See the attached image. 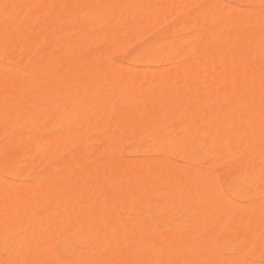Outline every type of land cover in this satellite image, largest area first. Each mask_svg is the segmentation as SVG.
Listing matches in <instances>:
<instances>
[{"label":"bare ground","instance_id":"obj_1","mask_svg":"<svg viewBox=\"0 0 264 264\" xmlns=\"http://www.w3.org/2000/svg\"><path fill=\"white\" fill-rule=\"evenodd\" d=\"M170 1L172 2V0H169V1L166 0V2H165V0H0V6H1V10L3 11V13L10 14L11 17L14 18L13 19L14 21L12 20L13 22H11V24H9L7 27L8 33L7 34L5 33L6 35H2L0 33V57H2L6 62H16V63L17 62L18 63L19 62H27L31 68V69L29 68V70H33V73L36 77H39V79H40V77H42V78L47 79L48 81L50 80V82H51L50 85L48 87L46 86L45 89L42 87V89L40 90L38 88H41V86L38 87L37 89L39 90V96H37L36 94L38 92H36V90L33 87L34 82L31 83L32 81H30L29 77L23 73L24 70H22L23 72H21V71H19V70H21L20 68H17V67L14 68V66H12V65L7 66L5 64L0 63V134L5 132L6 130H8L7 127L10 129L14 124L18 123L19 120H21V121L23 120L22 122H24V123H26V122L28 123V121H30L31 123H34V124H37V122L39 123V120L43 116L46 115V117H47V115H53V114H51V113H53L51 111H54V109H55L53 107V105L56 106V103L59 102L61 106L62 105L64 106L63 109H65V111L68 113V115H65V112H64V116L69 117L68 123L71 124L70 127H68L69 130H67V132L63 131L64 132L63 134L59 135V133H58V134H56V136H54L55 134L53 133V136H48V135H46L47 133H45L47 130L44 132V131H40L39 129H37L35 131L32 130L33 131L32 133H27V131H28L27 130L26 132H23V138L21 137L23 139L22 143H28L29 146H32L34 148L45 147V145L48 146L49 151L47 150V152L53 153L52 154V156H53L54 153L60 152L61 148L63 147V144L66 143L68 140L72 141L74 138H77L78 136H81L85 133L90 134V132H88L87 130L90 127H92L93 124H95L94 128H96L97 126L100 125L102 128L106 129L105 130L106 135H104V138H102L101 143L103 141L105 143H107L106 141L109 139L108 137H110L109 134H115L117 132L123 134V131L119 132L120 130H122L123 127H130V129H132L136 133L141 132V133H138L139 135L144 133V132L146 133L147 131L149 132V130H150V132H149V134L147 133V135H150L151 131L152 132L155 131V133L157 134V137H158V135L160 136V133L165 128L166 124L163 123L164 128H163V126H161L162 131L160 133H159L158 129L157 130H155V129L160 127L161 123L163 122V120L165 119L167 114L170 112V115H169V118H170V116H172L171 114H173V113L175 114L176 111H180L181 112V113L179 112L180 116L178 115V113H177V115L180 117V119H181V115L183 116V118L181 119L183 122L182 127H184V130L186 131V135H184V137H186V136L189 137V144H190V138H192L196 135H201V136L203 135L204 138L207 137V138H210L212 140L214 145L211 144V146L215 147V149L212 148L213 153L216 150V153H221L224 157H225V155H228V157H229L230 154L233 153L239 157V162L251 161V163H252L253 161H255V159L260 158L263 161V163H262V165L260 164L261 166H259V164H258V166H257L258 168L254 172H255V174H260V176L261 175L263 176L264 175V87H263V84H264V67H262L263 64H261V66H260L257 64H252L249 61V58L252 54V51L253 50L256 51V48L261 43L264 44V35H263L264 31L263 30L260 31V29H262V28H260V26L262 23H264V9H262L263 7L262 8L259 7L262 0H245L246 2L250 3L251 8L244 10V11H238L237 7H235L236 8V10H235V9H233L234 6L233 7L227 6V8H226L224 6L226 4H221L220 5L221 7H222V5L225 7V9H223L218 5V2H220V0L219 1L217 0V3H216V1H214V3L212 1L213 4L210 3V4L204 5L202 7V12L200 14L198 13L199 17H197V18L194 17V20H195L194 23L198 27L196 29L199 30V32H197L198 33V39H197V41L195 40L196 42L193 43L194 45L188 44V45H191V48H189L188 51H182V49H181V51H180V49L178 51L180 43H179V46L177 47L176 44L178 43V39H179L178 35H177L176 36L177 40H172L169 42L167 40V44H165V45L159 44L158 42H160V41H158L157 44L154 42L149 43L148 45H146L147 47L145 48L144 51H141L139 53H135L134 56H132V58L134 60L131 59L130 61H134L135 63H136V61H137V63H138V61L140 63L145 62L147 64H153V63L161 61V60H163V61L167 60L168 61V59L170 60L171 58H180V59L184 58L185 62L183 60H181V62L184 63L183 65L178 61L179 62L178 65L181 64V65H179L181 68H179L178 65H177L178 68L175 67L176 65H173V67L171 69H168L169 67L166 68V70L168 72L165 70L166 75L164 76V79H162V82H160V80H161L160 79L159 81H157V83L156 82L153 83L155 85V87L152 86L153 89L157 90L156 88L164 87V84H166L165 87H167V84L169 83L170 85L168 86V88L174 92V93L172 92V94H173L172 99H171V96H169V94L167 92H164V95H165V93H167L168 96H166V95L165 96L168 98H166L165 96H161L163 91L160 95L157 93V91H156V93L154 91V93H151V94L146 92L145 91L146 85L149 83V85L147 87H151V85H150L151 83L150 82H147V83L143 82L142 83V81L141 82L140 81L135 82V80H133V78H132V75L135 71L134 66L128 65V67H126V65H125L126 68L124 67L125 69L123 70V67H122L123 65L119 66V64H117L115 62L114 64H117L119 66V68H118V66L116 67V65H114L115 67L113 68L112 62H111V64L109 62L110 59L108 61L107 57L105 58V57H102L100 55L96 56L97 54L92 55L93 52L98 53L95 51H91L92 54H90L88 49H83L80 47V45L83 42L81 41V44H80V40H77V39H76V41H79V43L74 41V42H76L75 44H72V45L69 44V46L67 45L68 48H65L66 50L64 52H62V50H61L60 52H62V53L59 54V52L55 50L56 52H58L57 55L52 54L51 52H48V53L45 52L46 54L42 55L41 57L39 56V58L38 57L34 58V57H31L26 52L27 51L26 49H28V47L31 44H35V43L40 42V41H44L45 42L44 44L47 43L49 46L56 44L60 38H59L56 30H55V32L52 30V27L55 24V21H56V23H58L57 21L61 20L62 18L69 17L72 15L74 16V11H75L77 6H81V8L83 6L85 8L84 13H87L86 16L87 17L89 16V19L92 20V23H93L94 19L97 22L100 21V23H102L104 26H102L100 24L99 27L105 28V29L103 28L104 32H100V33L101 34L105 33L104 36L105 37L107 36V39H109L108 37H110V39L111 38L114 39V43L115 42L120 43V46H118V47H120L122 49L124 43L125 44H126V42L130 43L129 40H131L130 36L127 37L129 34L128 35L126 34V36H124L125 33H123V34L121 33V32H123L122 28H120L122 20H124L125 17L126 18L127 17L133 18L134 22H132V24H130V25L132 26L134 24V26L136 28H139V29H137L138 30L137 32L139 33L140 28H143V26H145V23L149 24L150 27H151V25H152V27H153V25H154V27L158 26L159 24H161V22H160L161 16H162V20H163V17L165 14H167L168 12L170 13L172 11H174V12L179 11V9L177 10L178 7L180 8V6H183V4H187V3H184L183 1L189 2L190 0H183L182 1L183 3H181V5L178 3V1H180V0H176L175 2L173 0L174 3L177 2L176 4H174L173 2L169 3ZM203 1H205V0H203ZM162 2L164 4H162ZM191 2L197 3V0H195V1L191 0L189 2L190 4L189 3L188 4L193 5V4H191ZM221 2H225V1H221ZM188 4L186 6H189ZM28 5L34 6V8L29 7V8H31V10L35 9L34 14L36 17V21L31 26H28V25L26 26V25L22 24V22L20 21L21 18L24 17L22 15H25L23 13H25V10L28 7ZM168 5H170V7H171V5H173L171 7L173 9H171V8L169 9ZM189 7H187V8H189ZM29 8H27L26 11H28L30 13L29 15H31L33 10L31 11ZM238 8H239V6H238ZM83 9H82V11H83ZM1 10H0V12H1ZM166 10L168 11L167 13H166ZM183 10H184V8H183ZM185 10H186V7H185ZM76 11H77V9H76ZM80 11H81V9H80ZM192 11H193V8H192ZM177 13L178 12H176V14ZM76 14H78V12H76ZM184 14H185V12L183 13V15ZM83 15H85V14H83ZM140 16H142V18L144 16V18L141 20ZM218 16H220L221 19L216 24V26L217 25L219 26V24H220V30H221V25L228 26L230 28V29H227V30H230V31H228L229 33L226 30L227 37L224 39L217 38V36L215 34V31L217 28H216V26H213L211 23L212 20ZM138 18H140V19H138ZM156 18H158V19H156ZM190 18H192V17H190ZM71 19H72V17H71ZM95 20H94V22H96ZM156 20H158L157 21L158 24H157ZM142 21L144 22V24ZM147 21L149 23H147ZM65 22H66V20H65ZM67 22H66V24H67ZM77 22H79V21H77ZM154 22H156L155 24H157V25H155ZM60 23H58V25ZM63 23L64 22H62V24ZM92 23L90 24V26L94 24V23L93 24ZM214 23H216V22H214ZM249 24L253 25V27H251V28L248 27ZM259 24H260V26L258 27ZM6 25H7V23H6ZM84 25H85V23H84ZM86 25H87V23H86ZM224 26H223V29L225 28ZM78 27H82V26H78ZM78 27L76 25L74 30H76ZM85 27L86 26H84V28ZM146 27L149 28L148 25H146L144 28H146ZM3 28H4V26H3ZM86 28H88V27H86ZM148 28H146V29H148ZM169 28H171V27H169ZM58 29H60V28L58 27ZM70 29H71V27H70ZM79 29H81V28H79ZM79 29H77V31ZM165 29H164V31H165ZM0 30H2V29H0ZM150 30H152V29H150ZM67 31L70 32V30H68V29H67ZM135 31H136V29H135ZM141 32H143V30H141ZM141 32H140V34L137 33L138 36H140L142 34ZM146 32H148V30ZM223 32L225 33V30ZM74 33L76 34L77 32L75 31ZM143 33L146 34L145 32H143ZM84 34H85V32H84ZM137 34L135 36H137ZM194 34H196V33H194ZM194 34H192V35H194ZM67 35L69 36L68 32H67ZM78 35H82V34L80 33ZM78 35H76V36H78ZM85 35H87V32ZM94 35L92 33L91 38ZM135 36L132 35L131 37H135ZM63 38H64V36H63ZM88 38H89V34H88ZM136 38L137 37H135L134 40ZM172 38L173 37H171V39ZM182 39H183V36H182ZM85 40H86V38H85ZM88 40H90V39H88ZM148 40H150V38ZM181 40H180V42H181ZM236 40H238V41H236ZM63 41H64V39L62 40V42ZM165 41H166V39H165ZM187 41H188V38H187ZM232 41H236V42L234 43ZM110 43H112V41ZM63 44H64V42H63ZM142 46L143 45H141L140 49L142 48ZM261 46H262V44H261ZM87 47H89V46L87 45ZM118 47H116V48H118ZM125 47H126V45H125ZM185 47H183V49ZM260 48L261 47L259 46V51H260ZM46 49H47V47H46ZM262 50H263V48H262ZM29 51H30V48H29ZM49 51H51V50H49ZM119 51L117 49V52H119ZM135 51H137V50H135ZM104 52L105 51H103L102 53L106 54ZM106 52H109L108 49ZM163 53H165L167 55L163 56ZM99 54H100V52H99ZM113 54L116 55L115 53H113ZM132 55H133V53H132ZM255 55L258 56L257 53H255L254 56ZM259 56L261 57L262 55L259 54ZM172 60H174V59H172ZM27 63H26V66H27ZM202 65H204V66L206 65L207 70L201 72V70H199V68L202 67ZM9 67H12V69H10ZM121 67H122V71L120 69ZM144 67L142 69L146 68V67L145 68ZM132 68H134L133 72H132ZM147 68L145 70L141 71V67H140V71H139V66H138V68L136 70H138L139 72H147V73L153 72V68L152 69H151V67H150V69L149 68L147 69ZM6 69H9V71ZM117 70L120 71V73ZM127 71H131V72H129V73H131V75ZM30 72H27V73H30ZM123 72L124 73L127 72V74H129V75H127V74L125 75ZM135 73L137 74L138 72L135 71ZM166 77L168 78L169 82H167L168 80H165V79H167ZM193 79L195 81L198 80V82L196 81V83H193ZM37 81H38V79H37ZM165 81H166V83H165ZM155 83L157 84L158 87L156 86ZM48 84H49V82H48ZM36 86H35V88H36ZM62 87L64 90L62 89ZM65 87L67 89L69 88L68 90H70V88L74 89V92L72 91V93H71V95H72L71 98H70V92L71 91H68ZM119 89L122 92H124V94H126V96L128 95V97L131 98L129 101L132 102V104H131L132 106L131 107L129 106L130 108L127 107L128 109L125 108L126 110L124 112L122 110L123 113H120L119 115L114 114L113 118L109 119L107 117L109 116V114L111 112L109 111L110 106L108 107V105L110 104V100H112V99H111V97H109L110 100L108 99V92H112V95L110 94L112 97H113V93H114V96L121 95L122 98L125 99L126 96L124 94H121L122 92L119 91ZM150 89H148V91H150ZM66 91L69 92V99L67 98V96L65 94V93H67ZM75 91H76V93H75ZM77 91H80L79 94L77 93ZM171 91H169V93ZM187 91H189V93H190V91H192L193 95L190 93L191 94V96H190L189 93H187L186 98H185L184 94H186L185 92H187ZM193 91H196V92L193 93ZM60 92H62V95L64 92L63 97L66 96V99H68V100H65V98H63L64 100L63 99H62L63 101L61 100L62 104L60 102V97L62 95L60 94L61 95L60 97L58 95ZM117 92L119 93L118 95L116 94ZM178 93L179 94L184 93L183 94L184 98L182 97V95H179V97L181 99L176 100V98H175V100H174V97H176V96L178 97ZM196 93H198V94L200 93V96ZM120 99L121 98L116 99V100H119V102L117 101L119 104L122 103V102H120ZM124 99L121 101H124ZM177 99H179V98H177ZM108 101H109V104H108ZM125 101H127V100H125ZM127 103H128V101H127ZM121 107L119 106L120 109H121ZM124 107L125 106H123V108ZM57 108H59V107H57ZM18 111H20V112H18ZM111 111H112V109H111ZM103 116H104V118L106 117L105 119H109V120L102 122L104 120V118H103V120L101 119ZM46 117H45V119H47ZM179 117H178V124H179V126H181L180 123H182V122L180 121V123H179ZM172 118L173 117H171V119ZM57 121L59 122V120L56 119V122ZM64 121H65V119H64ZM173 121H174V119H173ZM20 122H19V124H20ZM56 122H54V124ZM62 123H63V125H65L63 121H62ZM96 123L99 125H96ZM91 124H92V126H91ZM56 125H57V123H56ZM23 126H25V125H23ZM51 126L55 127L53 125H51ZM20 127L21 126H19V128ZM28 127H30V126H28ZM36 127H38V126H36ZM36 127H34V128H36ZM19 128H17V130ZM1 129H3L4 131ZM96 129H98V128H96ZM100 129L101 128L99 127L98 130H100ZM43 130H45V129H43ZM90 130H91V128H90ZM123 130H124V128H123ZM128 130L129 129L126 128V131L124 130L125 133ZM132 130H130V132H128V134L130 133V135H131ZM92 131H93V129H92ZM105 131H102V132H105ZM48 133H49V131H48ZM60 133H61V131H60ZM156 134H155V137H156ZM137 136L138 135L136 134L135 137H137ZM182 136L183 135H181V137ZM18 137H19V135H17V133H16L15 135H13L11 137V139L9 141L10 142H17V141H19L17 139ZM99 137H102V135ZM99 137H95V140L96 141L98 140L100 142ZM118 137H119V134H118ZM132 137H134V135ZM160 137H158V138H160ZM187 137H186V140H187ZM198 137H195L194 139L197 140ZM115 138H113V141ZM156 138H155V141L159 140ZM88 139H89V137H88ZM178 139H179V137L177 138V140ZM172 140H170V141L172 142ZM182 140L184 141L185 138ZM182 140H180V142ZM200 140H201V138H200ZM204 140H207V139H204ZM69 141H68V144L66 143L65 145H69ZM74 141H76V140H74ZM6 142H7V140H6ZM77 142L79 143V139ZM114 142H116V141H114ZM114 142H112V143H114ZM142 142H144V140ZM175 142H176V140L173 142L175 144L174 146L177 147L178 144ZM203 142H205V141H203ZM212 142H210V143H212ZM173 143H172V145H173ZM184 143H185V141H184ZM8 144L6 143V145L9 147ZM83 144H84V140H83ZM98 144L96 146H98ZM114 144H112V146ZM183 144H182V146H183ZM186 144L187 143H185V145ZM4 145H2V146L4 147ZM10 145H11V143H10ZM71 145H74V144L72 143V144H70V146ZM103 145L104 144H102L100 146L102 147ZM110 145H111V143H110ZM78 146H80V145H78ZM165 146H166V144H165ZM211 146H209L208 148H210ZM11 147H13V144ZM24 147H22V148H24ZM188 147L189 146H187V148ZM198 147H199V145H198ZM201 147H202V145H201ZM66 148H68V146ZM84 148H86V147L84 146ZM108 148H112V147L109 146ZM167 148L169 149V147H167ZM5 149H4V152L6 151ZM163 149H166V148H163ZM168 149H166L164 151H168ZM172 149L173 148L169 149L168 152H170V150L172 152ZM175 149H177V148H174L173 150L175 151ZM179 149H180V147H179ZM2 150H3V148L0 147V153L2 152ZM41 150H42V148H41ZM43 150L45 151V149H43ZM63 150H64V148H63ZM95 151H96V148H95ZM47 152H45V153H47ZM91 152L92 151L90 150V152L86 154L85 160L82 159L81 162L84 163V161H85L84 166H82V164H80V162H79V164L82 166V168L78 169L79 172L75 169H74L75 171L73 169H71V171L73 173L69 172L70 174H66V172L64 173L63 171L61 172V169L64 170L66 167V164H67L64 160L60 164V168L57 169L55 172H53V174L55 173V175L52 177L48 176V175L51 176V174H49V172H47V169L44 166L43 160H44L45 156H43V155H46L45 153L43 155L40 154L39 157L36 156L37 159H35V161L32 159L31 160L30 159L25 160L24 158L27 157V155H26L23 158L22 162H23V164L25 161H26L25 164L26 163L32 164L33 168H31V167L30 168L33 169V171H32L33 172V174H32L33 179L32 180H35V184H34L35 187H33L35 189L30 188L32 186L33 182L29 183L30 186L28 187V185L26 184L28 182L25 183L24 181H22V182L20 181L21 183L24 182V185L23 184L12 185L10 182H12L13 180H9V179H7V181L3 180V181H5L4 183L8 182L10 184H8V183L6 185L3 184V188H1V189H3V192H2V190L0 191V192H2V194L0 195V204L2 205V206L0 205V207L2 209L1 208L0 209L3 210L4 212L0 210V212H1L0 214L2 215L6 212L5 214H8L9 217H10V215L11 216L13 215L14 218L13 217L7 218L6 215H3V216L0 215V217H2V219L0 218V222L3 223V226L0 223V226H2V227H0L1 228V231H0L1 235L0 236H2L1 232H4L6 230L5 228H7L9 225L11 227L14 222L17 225L20 223L21 220H19V218L16 219L13 212L17 213V211H19L18 213H21V211H22L20 219L23 218L26 220V217H28L30 215V212H29V214H27V211L30 209L32 211V214L33 213L35 214V216L33 214L32 218H30L28 221L30 223L31 222L30 220H33L32 223L33 222L36 223L34 225L31 224L33 229L34 228L36 229V226H39V225L43 226L42 224H40L41 222L46 223V221H48L47 223L51 224V223H49V220H47L48 218L50 219V221H53L52 222L53 225H56V226L58 224L61 225L60 223L62 222V224H63L62 227H64V228L66 227L65 230L68 228L69 225L64 226V224L68 221H69L68 224H71V226H74L77 223H81L83 225V227H82L80 224H78V227L76 225L75 228L77 227V229H82V230L84 229L83 232L80 230L82 232L80 234V236L83 235V233H84V237H85V239L87 238V241L92 240V242H87L88 244H86V245L88 247H90L91 249L94 248L93 245H96V247L100 246L104 250V253H105V255H102V257L103 256H105V257L100 259V261L95 259L94 262H93V260L90 261L88 259L83 261V262L79 261V264H145L144 260H147V259H145L147 256L150 257L149 258L150 260L152 259V261H153L152 264H228L227 262H224V261H223L224 263L222 262V260H224L223 257H225V256L221 255L222 259H218L221 257L220 255H219V257H216L214 255H211V253L209 254L206 251V249H207L206 246H207L208 241H203V240H207L208 237H211L210 234H212L211 231L214 230L215 224H217V222L220 220L221 217L226 216V213L224 214V211H226L225 209L230 210V208H233V207L235 208V206L229 207V204H228L229 201L225 202L226 203L225 206L227 205V207L224 206V202L222 199L224 193L222 194L221 191L218 192L217 191V190H219L218 188L215 189V187H217V185H215L217 183L214 184V182H215L214 179L216 178V176H215V178L214 177L212 178V176H210V174H211L210 171H209L210 174L208 173V175H205V173L208 171L206 170V172H205V169H204L201 172H205V173L202 174V176L200 174H199V176H197L198 173L196 174L194 171H192L190 169H183L182 168L183 170H176L177 166H175L174 169L171 168V169H173V170H171V169H169V167H171V166H169L167 169L168 164H164V165L161 163L158 164L159 162L157 164H152V163L146 164L143 166H139L137 170H136L137 167L135 168L136 172L137 173L139 172V174H140V176L138 174L139 179L127 177L128 183L125 185L124 190L121 188V184H119V182L117 184L118 186L114 185L116 183L115 182L112 186L109 187V189L105 193V197L101 196V194H100V196L104 198V204L107 206L109 204V202H108V204L105 203L106 198H108L107 200H111L114 198L116 199V197L119 196V197H117L116 200H118L121 197V198H123L122 199V201H123L125 198H124V196L120 195V194L126 195V193L124 194L123 191L127 192V190H129V189H133V191H134L136 189L137 190L136 193H138V191L140 193L141 192H149L151 190L154 191V188L157 190V188L162 184V185H164V190H163V192H161L162 194L160 193V191H158V192L162 196L163 195L165 196L164 197L165 199L162 202L164 204L163 207L165 209L170 211L173 209V207L179 206L180 207L179 209L181 210V205L180 204L176 205L177 203H174V202H181V203H185L187 205L189 204V206L190 205L193 206V207L191 206L192 208H194V207L196 208L195 210L197 212L196 211H194L195 213L193 212L195 215L191 214L192 216L197 215L195 217V219H197L196 223L197 224L208 223V225H207L208 229L207 228H206L207 230L204 229L203 232H201L200 228H198V226H199L198 225L195 229H199V231H197V230L193 231L192 228H191V231H189V229L186 227L187 228V230L185 229L186 234L179 232V233H173L170 235H167V234L166 235H161V234L155 235V233L153 234L152 230H151L152 233L148 234L146 232V230H148L150 228V224H152V223L149 224L148 229L144 227V226H146L145 223L146 224L148 223V220H147L149 218L148 216H147L148 218H146L143 215V217H145L146 219L141 216V218L145 220V223L143 220L140 221L141 223H143L141 225L143 227H141V226L137 227L138 223H137V225H135L136 224L135 223L134 224L135 226L132 224V222L134 223V221L139 222V220H140L139 217L137 220H134V221H133V218H129L132 220L131 221L128 219V217L127 218L124 217V215L126 216V214H123V216H122L124 218L123 219L121 216H119L122 213H120L119 211H117V212H119V214L114 213V208L112 210H110L108 208L109 211H106L103 208H101L97 211V213L95 212L96 214L94 213L95 214L94 217L96 218V220H94V217L90 218L91 216H89V213L94 212V211H91L92 207L90 209V206H92L91 202L93 200L95 202L96 199L98 200L97 197H95L96 199L93 198L95 196L94 195L95 192H93L94 196L92 197V190H91L92 189L91 188V185H92L91 182L92 181H91V179L94 181L95 177L99 178V176L96 175L97 170L98 171H100V169H102L103 171L109 170L111 173L112 172L115 173L114 170L118 169V168L115 169V167H117V166L113 167V163H115V160H117L118 158L114 160V157L111 158V156L106 155L104 151H102L105 154V155L102 154L104 156H99V154H98V156L100 157L99 158L96 155L98 162H96V163L94 162V164L92 162V164H90L87 161V158L89 159V157H91L93 155ZM184 152H185V150H184ZM210 152H211V149H210ZM7 153L10 154V151L5 152L4 156H6ZM13 153H14V155H15V153L17 155V152L14 151ZM13 153H12V155H13ZM38 153H36V154H38ZM41 153H43V152H41ZM50 153H47V154H50ZM116 153L118 154L119 151L118 152L116 151ZM213 153L211 155H213ZM1 154H3V153H1ZM1 154H0V157H2V159H4L5 157L3 155L1 156ZM177 154H178V152H177ZM233 154L231 156H233ZM49 156L51 157V154ZM108 156H109V158H108ZM219 156H221V155H218V157ZM12 157L9 160L6 157V159L8 161L6 160V162H3L4 164L1 163V168L3 169V171H5L11 175L23 174L21 172L23 169H21V171H20V168H19V164H21V160H22L21 157L20 158H15V157L12 158ZM17 157H19V156H17ZM204 158H205V155H204ZM214 158L216 159L217 157H214ZM112 159L114 160V162ZM185 159H186V157H185ZM146 160H145V162H146ZM212 161H213V159H212ZM141 162H142V160H141ZM141 162H139V163H141ZM69 163H71V162H69ZM121 163L124 164V162H121ZM196 163H197V161H196ZM135 164L138 165V162H136ZM169 164H171V163H169ZM238 164H237V167H240L241 165L238 166ZM179 165H181V164H179ZM179 165H178V167H179ZM26 166H29V165H26ZM227 166H228V164H227ZM119 167H121V166H119ZM133 167H135V166H133ZM185 167L186 166H184V168ZM237 167H236V165H233L231 168H229L227 170V175H235V173L237 171ZM188 168H189V166H188ZM2 169H0L1 172H2ZM135 170L132 169V171H135ZM196 170H198V169H196ZM128 171L130 172V170H128ZM129 172H128V174L126 173L127 176L128 175L132 176V175H130ZM249 172H251V171L249 170ZM120 173H119V175H120ZM222 173H223V171H222ZM29 174H28V177L30 176ZM126 174H124V170H123L122 175L124 177H126L125 176ZM80 175L82 177H80ZM108 175H109V173H108ZM119 175H118V178H119ZM122 175H120V179H121ZM203 175H205L204 176L205 178L203 177ZM246 175H249L248 172ZM103 176H104V174H103ZM135 176H137V175H134V177ZM208 176H210L212 179L208 178ZM115 177H117V176H115ZM247 177H249V176H247ZM247 177L242 179L241 181H239L240 183H242L241 185H240V183L238 184L240 186H232L231 185L232 186L231 190H233L234 192H236L239 195H243L244 193H245L244 195H246L247 191L245 192V188L243 186H244V184L250 182L249 180H251V179H248ZM251 177H252V175H251ZM111 178L112 177H110V179ZM226 178H228V177H226ZM252 178H254V177H252ZM0 179H1V177H0ZM104 179H106V178H104ZM256 179H260V178H258V177L255 178V181L257 182ZM103 180H101V181H103ZM232 180H234V178ZM235 180H236V182H238L239 179L237 180V177H236ZM3 181L1 180V182H3ZM115 181H116V178H115ZM255 181L253 180V182H255ZM113 182H111V184ZM212 182H213V185H212ZM16 183H19V181ZM100 183L103 184V182H100ZM121 183H123V181H121ZM48 184H51L52 187L48 188ZM95 184H97V182ZM0 185H1V183H0ZM162 185L160 187V190H162ZM103 186H105V184ZM224 186H225V184H224ZM103 190H104V187H103ZM252 191H254V190L252 189ZM121 192H123V193H121ZM129 192H131V190ZM149 193H150V195L152 194L151 192H149ZM154 193H156V192H154ZM159 193H158V195H160ZM201 193H203V194H201ZM220 194H222V196ZM256 194H258V192H256L255 195ZM146 195L147 194H145V198H146ZM161 195H160V197H156V198H158V199L161 198ZM128 196H129V194H128ZM131 196H134V195L132 194ZM137 196H139V194ZM149 196H148V198L152 197V195H151V197H149ZM250 197H252V196L250 195ZM126 198H127V196H126ZM133 198L135 199V197H133ZM133 198H131V199H133ZM243 198H245V197H243ZM115 199H114V201H116ZM141 199H143L142 196H141ZM224 199L228 200V198H225V197H224ZM138 200L140 201V199H138ZM147 200L148 199H146L145 203L146 204L150 203V202H147ZM157 201H159V200H157ZM161 201L162 200H160V202ZM118 202H119V200H118ZM129 202H133V201L129 200ZM141 202H142V200H141ZM252 202H254V200ZM261 202H262V204L261 203L253 204L245 214H242V215L239 214V213L243 212L242 210L239 211V213L235 212L236 214L238 213L239 216L241 215L240 218H241L243 225L241 226L240 230L238 227L235 228V229L238 228V230H235V229L232 230L230 227H228L229 223L227 222L228 223L227 227L230 228L232 231H230V230H229L230 232L225 231V233L223 235L221 233L222 236L227 238V242H229V243H231L232 241L235 242L238 238L241 239V241L238 239L239 245L236 247V249H239V251H241V248H243L244 246H246V247L251 246V249L253 248L252 249L253 252L255 250L256 253H264V236H263L264 233H263V235L261 234L262 236H260V237L257 236V233L259 232L260 228H262L261 226H262V223L264 222L263 200ZM134 203H136L135 200H134ZM137 203H140V202H137ZM230 203L234 204V201L231 200ZM5 204H8V205L6 206ZM9 204L13 205V206H10ZM99 204L101 205V202ZM114 204H116V203H114ZM117 204H119V203H117ZM239 204H240V202L238 203V207H236L237 208L236 211L238 209H240L239 207L241 205H239ZM250 204H252L251 201H250ZM8 206H10L9 207L10 211L8 209ZM55 206L56 207L58 206L57 209H55L56 208ZM97 206H98V204L95 205V207H97ZM111 206H113V205H111ZM149 206L150 205H148V207ZM68 207L71 208L73 211H77V212L82 211V213L79 212V213H81L80 214L81 220L79 219L80 217L78 218L77 216L73 215V214H76V212L72 213V211H71L72 215L70 216L71 213L69 214ZM95 207L93 206V209ZM114 207H116V206L114 205ZM138 207H141V206H138ZM185 207H186V205H185ZM20 208H23V210ZM63 208L64 209L67 208V209L65 211L61 210L62 211V212L60 211L61 214H58L60 216L57 215V213H59V211L58 212L53 211V210H59V209H63ZM143 208H145V207H143ZM154 208H155V205H154L153 209ZM11 209H13V210H11ZM123 209H125V207L122 208V210ZM177 209L178 208H176L175 210L179 211ZM187 209H191V208L188 207ZM246 209H247V206H246ZM8 211L10 213L12 211L13 212L10 214ZM45 211H46L47 215H48V213L50 215V216L48 215V218H46ZM67 211H68V213H66ZM83 211L86 213L85 215L83 214L84 213ZM144 211H145V209H144ZM183 211H186V210L183 209ZM51 212H52V214H51ZM121 212L124 213V210ZM147 212H149V211H147ZM229 212L230 211H228V213ZM62 213H64V215L66 213V218L69 219L68 221H65V218H64V220L62 218V220L64 222L60 219L62 216L64 217V215ZM22 214H24V216L25 215L26 216L24 217V216H22ZM67 214H68V216H67ZM156 214H154V215L156 216ZM37 215H42L43 217L41 216L42 218L41 217L37 218L38 217ZM82 215H84V218H82L83 217ZM117 215L119 216V218ZM162 215L163 214H161L160 216H162ZM19 216H20V214H18V216H16V217H19ZM69 216H70V218H69ZM92 216H93V214H92ZM34 217H36L38 221L41 218L40 222H36L37 220L34 221L35 220ZM116 217L118 218V220L120 219L119 220L120 222L117 223L118 220H116ZM4 218H5V223L6 224L8 223V226L4 224V222H3ZM51 218H52V220H51ZM58 218H59V220H61L60 223L54 224V222L58 221ZM111 218L113 219V221L116 220V222L113 223ZM176 218H178V217H176ZM9 219L13 222H11V221L9 222ZM14 219H15V221H14ZM233 219H234V217H233ZM238 219H239V217H238ZM6 220H8V221H6ZM105 220H107L108 222H111L112 224L109 223L110 225H107L108 222L107 223L104 222ZM229 220H232V219H229ZM17 221H19V222L17 223ZM128 221H130V223ZM150 221H152V220H150ZM162 221L164 223L165 220L162 219ZM193 221L192 222L189 221L190 225H192L194 223ZM239 221H240V219H239ZM23 222H24V224L28 223L27 221H24V220H23ZM167 222H169V221H167ZM186 223H188V222H186ZM219 223H220V221H219ZM221 223H223V221ZM16 224L13 225L14 228L16 226V230L18 229L17 228L18 226H20V228L24 227V226H21V224L18 226ZM48 224L46 226L45 225L44 226L47 227V229H49V231L52 230L51 231L52 234H51V232H49L47 230L49 232L50 236L51 235L53 237L56 236V235H53L56 227L53 228V225L50 227ZM239 224H240V222H239ZM4 225H5V228H3ZM31 225L29 226V228L31 227ZM79 225L81 228H79ZM139 225H140V223H139ZM160 225L161 224H159V226ZM164 225H166V224H164ZM187 225L189 227V224H186V226ZM193 225H195V223ZM263 225H264V223H263ZM71 226H69V227L72 228ZM168 226H169V224H168ZM170 226H172V225H170ZM182 226H184V225H182ZM205 226H206V224L204 225V227ZM13 227H11L10 229L12 230ZM60 227L58 228V226H57V231H58V229H61ZM25 228L28 231L29 228H27L26 226H25ZM25 228H24V233H21V232L20 233L22 235L25 234V236H26V234H28V232L31 233V231L25 232ZM64 228H62L63 229L62 233H67L70 230L68 228V230L64 231ZM142 228H144V230H145L144 232H143ZM159 228H161V226ZM233 228H234V226H233ZM33 229L31 228L29 230H33ZM166 229H168V228H166ZM170 229H172V228L170 227ZM45 230H46V228H45ZM53 230H54V232H53ZM72 230H73V228H72ZM215 230H217V229H215ZM19 231H20V229H19ZM36 231L37 230L32 231L33 234L31 233V235H33V237H32L33 239L37 237L34 234L39 233ZM43 231H44V229H43ZM47 231H45V232L48 234ZM80 231H78V232H80ZM18 232L16 231V234H17L16 236H19ZM9 233H11V232H9ZM159 233H161V232H159ZM5 234H6V232H5ZM21 234H20V236L22 237V240H21V237L19 236L18 240L15 241V243H17V246L19 245L18 242H20V241H21L20 242L21 245H22V241H23V245L25 244L24 243L25 242V240H24L25 236L23 237ZM42 234H43V232H42ZM77 234L75 236H77ZM218 234H217V236H218ZM28 235L26 237L28 239L25 238L26 240H29V241H26V244H28V242L30 243V240H31L30 235H29V237H28ZM39 235L41 236V232ZM46 235H42L43 238ZM60 235H58V236H60ZM69 235H71V234H68L66 236V238L72 236V235L71 236H69ZM221 235H220V237H222ZM5 236H7V235H5ZM42 236H41V238L40 237L39 238L42 239ZM50 236H48V237H50ZM52 236H51V240H55L54 238H52ZM246 236H249V238L251 237L250 240H243L244 239L243 237H246ZM84 237H81L80 240H82ZM10 238H11V236H10ZM19 238H20V240H19ZM39 238L37 237V239H39ZM57 238H62V237H57ZM37 239H34V240L37 241ZM48 239H50V238H48ZM72 239H73V237L71 238V240ZM135 239H136V241L141 240V245L140 244H137V245L142 246V247H139V248H142V250L140 249L142 251V253L136 251L137 249L135 248L136 247L135 244H134L135 247L133 246ZM43 240L42 241L40 240L39 244H38V241L37 242L35 241L36 245L37 244L38 245L44 244ZM69 240L70 239L68 238V241ZM74 240H75V238L73 239V241ZM94 240H95V242L93 244ZM213 240H215V239H213ZM224 240L226 241V239H224ZM7 241H8V237L6 239V242ZM11 241H13V240H11ZM73 241H72V243H73ZM118 241L123 243V245L127 244L128 245V246L126 245L127 248L123 247L122 250H120L121 248L116 249L115 246L119 244V243H117ZM218 241H219V239H218ZM6 242H5V244H6ZM32 242H31V246L30 245L27 246L28 248L26 247V245L23 247H21L20 245L18 247L15 246V248L16 247H17V249L21 248L20 251H22V249H23L24 253L30 252L31 255L35 254L37 252V250H36V252H33V250H32L33 253H31V249L33 248ZM1 243H2V241H1ZM89 243H90V245H89ZM139 243H140V241H139ZM215 243H216V241H215ZM52 244H53V242H52ZM226 244H228V243H226ZM226 244H225V246H226ZM33 245H35V244H33ZM119 245H121V244H119ZM46 246H48L47 242H46ZM81 246H83V245H81ZM208 246H209V244H208ZM29 248H31V249H29ZM41 248H42V245H41ZM56 248H58V246ZM223 248H224V246H223ZM232 248H235V247H232ZM17 249H16V251L14 250L16 253H17ZM61 249H59V250H61ZM95 249L92 251L95 252ZM6 250H8V249H6ZM63 250H65V249H63ZM99 250H101V249H99ZM209 250H211V249H209ZM232 250H234V249H231V251ZM66 251H68V250H65L62 252L65 253ZM234 251H236V250H234ZM239 251H237V252H239ZM2 252H4V250ZM40 253H42V252H40ZM64 253H59V254L62 255ZM71 254H73V253H71ZM25 255L26 256H29V255H27V254L23 255V257L27 258L26 260H28V257H25ZM215 255H218V253H216ZM236 256H237V259L240 257L239 254ZM241 256H243V255H241ZM31 257H33V256H31ZM38 257H39V255H38ZM11 258H12V255H11ZM31 259H33V258H31ZM230 259H232V258H230ZM9 260H11V259H9ZM37 260H38V258H37ZM241 260L243 261V264L249 263L247 260L244 261V257H243V259L241 257ZM241 260L239 259V261H241ZM3 261H4V259H3ZM12 262H14L13 264L16 263L15 260L14 261L12 260ZM97 262H99V263H97ZM241 262H239L238 264H240ZM1 263H2V261H1ZM25 263H26V261H25ZM45 263H47V262H45ZM74 263L78 264L77 262H74ZM231 263H233L232 260L230 261L229 264H231ZM43 264H44V262H43ZM260 264H262V263H260Z\"/></svg>","mask_w":264,"mask_h":264},{"label":"rangeland","instance_id":"obj_2","mask_svg":"<svg viewBox=\"0 0 264 264\" xmlns=\"http://www.w3.org/2000/svg\"><path fill=\"white\" fill-rule=\"evenodd\" d=\"M167 1H169V0H167ZM176 0H174V2H175ZM181 1V2H180ZM180 1H178V3L181 5V3H189V2H186V1H183V0H180ZM183 1V2H182ZM195 1V0H194ZM211 1V2H210ZM212 1H213V3H214V1H216V3H217V0H205V1H203V0H197V3L195 4L194 2L192 3L191 2V4H193V5H189V6H186L187 4H183V6H180V8L182 9H180L179 7L177 8V10L179 9V11H172V12H168L167 10H166V13L167 14H165L164 15V17H163V20H162V16H161V18H160V22H161V24H159L158 26H155L154 27V25H153V27H152V25H151V27H150V25L149 24H146L145 23V26L146 25H148L149 26V28L148 27H146V28H148V29H146V28H144L145 26H143V28H140V32H141V30H143V32H145L146 34H144L143 32H141L142 34L140 35V36H138V34H140V32L138 33L137 31V29H139V28H136L135 26H134V24L131 26L130 24H132V22H134V19L133 18H129V17H125V21L124 20H122V22H121V27L120 28H122V31L123 32H121L122 34L123 33H125V35L124 36H126V34L128 35L127 37H129L130 36V39L131 40H129V42L130 43H128V42H126V44L124 43V45H123V48L121 49L120 47H118V46H120V43H117V42H115L114 43V39H110V37H108L109 39H107V36L105 37L104 36V34L102 33H100V32H104L103 31V28L102 27H99V25L101 24L102 26H104L102 23H100V21H96L95 19V21L96 22H94V20H93V23H92V20L91 19H89V16L87 17L86 15H87V13H84L85 12V8L82 6V8H81V6H77L76 7V9H77V11H76V9H75V11H74V16L72 15V16H69V17H65V18H62L61 20H58L57 22L58 23H60L59 25H58V23H56V21H55V24L53 25V27H52V30L55 32V30H56V32H57V34H58V36H59V41L56 43V44H54V45H52V46H49L47 43L46 44H44L45 42L44 41H40V42H37V43H35V44H31L29 47H28V49H26L27 51V53L31 56V57H38L39 58V56L41 57L42 55H44V54H46V53H48V52H51L52 54H55V55H57L58 54V52H59V54L60 53H62V52H64L66 49L65 48H68V46H69V44L70 45H72V44H75L76 42H78L79 43V41H76V39L77 40H80V44H81V41L83 42L81 45H80V47L81 48H83V49H88L89 50V52H90V54H92V52L91 51H95V52H98V53H94L93 52V54L92 55H96V56H98V55H100V56H102V57H107V60L109 61V59H110V64H111V62H112V65H113V68L115 67L114 65H116V67L118 66L117 64H119V66L121 65H123L122 67H123V70L126 68V67H128V65L129 66H134V68H135V71L136 72H138L137 74L135 73V71H134V68H132V72L134 71V73H133V75H132V78H133V80H135V82L136 81H142V83L143 82H150L151 84V87H147L148 85H149V83L146 85V87H145V91L146 92H148V93H154V91H155V93H156V91H157V93L160 95L161 93H162V91H163V93L161 94V96H168V94H169V96H171V99L173 98V94H172V92L173 91H171L169 88H168V86L170 85L169 83L167 84V87H165V85L166 84H164V87H159V88H156L157 90H155V89H153L152 88V86H154L155 87V85L153 84L154 82H156L157 83V81H159L160 79V82H162V79H164V76L166 75V68H168V69H171L172 67H173V65H176L175 67H177V65H178V63L180 62L182 65L184 64V63H182L181 62V60H183L184 62H185V60H184V58L183 59H180V58H171L170 60L168 59V61L167 60H165V61H163V60H161V61H158V62H155V63H153V64H147V63H145V62H139L138 61V63H137V61H136V63L134 62V61H130L131 59H133L132 58V56H134V54L135 53H139V52H141V51H144L145 50V48L147 47L146 45H148L149 43H156L157 44V42L158 41H160V42H158L159 44H161V45H165V44H167V40H168V42L169 41H172V40H177L176 39V36L178 35V43L176 44V46L178 47L179 46V43H180V46H179V48H178V51H179V49H180V51H181V49H182V51H188V49L189 48H191V45L193 44V43H195L196 41H197V39H198V33L197 32H199V30L198 29H196V28H198L197 27V25L194 23V17L195 18H197V17H199L198 15L202 12V7L204 6V5H208V4H213L212 3ZM219 1V0H218ZM221 1H225V2H221ZM165 2H166V0H165ZM172 2H173V0H172ZM171 1L169 2V3H172ZM173 2V3H174ZM206 4H205V3ZM221 2V3H220ZM220 2H218V5L220 6L221 4H226V5H224L226 8H227V6L228 7H233L234 6V8L233 9H235L236 10V8L235 7H237V10L238 11H244V10H247V9H249V8H251V5H250V3H248V2H246L245 0H220ZM177 3V2H176ZM176 3H174V4H176ZM202 3V4H201ZM220 3V4H219ZM229 3V4H228ZM162 4H164L163 2H162ZM178 5V4H177ZM230 5V6H229ZM236 5V6H235ZM169 6V9L173 6V5H171V7H170V5H168ZM179 6V5H178ZM223 5H222V7L221 8H223V9H225V7H224ZM238 6H239V8H238ZM245 6V7H244ZM29 7H31V8H34V6H32V5H28V7L27 8H29ZM185 7H186V10H185ZM187 7H189V8H187ZM201 7V8H200ZM242 7V8H241ZM259 7L260 8H262V9H264V0H262L261 1V3H260V5H259ZM27 8H26V10H27ZM31 8H29L30 10H31ZM79 8V9H78ZM84 8V9H83ZM175 8V7H174ZM183 8H184V10H183ZM192 8H193V11H192ZM197 10H196V9ZM80 9H81V11H80ZM82 9H83V11H82ZM171 9H173V8H171ZM0 10H1V6H0ZM25 10V13H23V14H25V15H22V16H24V17H22L21 18V22H22V24H24V25H28V26H31V25H33L34 23H35V21H36V17H35V14H34V10H33V12L31 13V15H29L30 13L28 12V11H26ZM31 10V11H32ZM165 11V10H164ZM181 11V12H180ZM2 12V13H1ZM1 12H0V29H2V30H0V33L2 34V35H6L7 33H8V25L9 24H11V22H13L14 20V18H12L11 17V15L10 14H5V13H3V11L1 10ZM76 12H78V14H76ZM176 12H178L177 14H176ZM185 12V14L183 15V13ZM28 13V14H27ZM164 13V12H163ZM174 13V14H173ZM196 13V14H195ZM199 13V14H198ZM232 13V12H231ZM33 14V15H32ZM76 14V15H75ZM83 14H85V15H83ZM187 14V15H186ZM234 14V13H233ZM9 15V16H8ZM28 15V16H27ZM163 15V14H162ZM35 19H33L32 17ZM159 16V15H158ZM29 19H28V18ZM71 17H72V19H71ZM139 17V16H138ZM190 17H192V18H190ZM140 18H141V20L144 18V16H143V18H142V16H140ZM140 18H138V19H140ZM190 18V19H189ZM71 19V20H70ZM74 19V20H73ZM82 19V20H81ZM133 19V20H132ZM156 19H158V18H156ZM165 19V20H164ZM221 19V17L220 16H218V17H216V18H214L213 20H212V25L213 26H216V24L219 22V20ZM13 20V21H12ZM65 20H66V22H67V24H66V22H65ZM10 21V22H9ZM29 21V22H28ZM77 21H79V22H77ZM87 21V22H86ZM146 21V20H145ZM158 20H156V22H157ZM216 22V23H214V22ZM62 22H64L63 24H62ZM124 22V23H123ZM143 22V21H142ZM156 22H154V24L156 23ZM163 22V23H162ZM6 23H7V25H6ZM81 25H80V24ZM84 23H85V25H84ZM86 23H87V25H86ZM93 24V25H91L90 26V24ZM147 23H149L148 21H147ZM5 24V25H4ZM72 24V25H71ZM89 24V25H88ZM143 24H144V22H143ZM153 24V23H152ZM157 24H158V22H157ZM157 24H155V25H157ZM178 24V25H177ZM65 25V26H64ZM70 25V26H69ZM76 25H77V27L78 26H82V27H78L77 29H79V28H81V29H79L78 31H77V29L76 30H74L75 29V27H76ZM183 25V26H182ZM264 23H262L261 24V26H260V24L258 25V27L260 26V28H262V29H260V31L261 30H263L264 31ZM3 26H4V28H3ZM56 26V27H55ZM84 26H86V27H88V28H84ZM124 26V27H123ZM194 26V27H193ZM223 26L224 25H221V30H220V24H219V26L217 25L216 26V31H215V34H216V36H217V38H219V39H224V38H226L227 37V32L228 31H230V30H227V29H230L228 26H224L225 28L223 29ZM6 27V28H5ZM58 27L60 28V29H58ZM70 27H71V29H70ZM169 27H171V28H169ZM177 27V28H176ZM248 27H253V25H251V24H249L248 25ZM154 28V29H153ZM166 28V29H165ZM182 28V29H181ZM7 29V30H6ZM67 29L68 30H70V32L69 31H67ZM105 29V28H104ZM135 29H136V31H135ZM150 29H152V30H150ZM164 29H165V31H164ZM66 30V31H65ZM86 30V31H85ZM100 30V31H99ZM145 30V31H144ZM148 30V32H146ZM150 30V31H149ZM163 30V31H162ZM177 32H176V31ZM225 30V33L223 32ZM226 30H227V32H226ZM4 31V32H3ZM62 31V32H61ZM76 31L78 34H82V35H78L77 33L75 34L74 32ZM85 32V34H86V32H87V35H85L84 34V32ZM161 33H160V32ZM167 31V32H166ZM179 31V32H178ZM67 32H68V34H69V36L67 35ZM96 32V33H95ZM98 32V33H97ZM196 33V34H194V33ZM224 34H223V33ZM6 33V34H5ZM93 33V35L94 36H92V38H91V34ZM131 33V34H130ZM138 33V34H137ZM164 33V34H163ZM171 33V34H170ZM176 33V34H175ZM229 33V32H228ZM263 33V32H262ZM62 34V35H61ZM75 34V35H74ZM88 34H89V38H88ZM137 34V36H135ZM169 34V35H168ZM192 34H194V35H192ZM221 34V35H220ZM61 35V36H60ZM67 35V36H66ZM73 35V36H72ZM76 35H78V36H76ZM84 35V36H83ZM135 36V37H137L135 40H134V38L135 37H131V36ZM160 35V36H159ZM167 35V36H166ZM192 35V36H191ZM263 35H264V33H263ZM63 36H64V38H63ZM71 36V37H70ZM81 36V37H80ZM173 37L172 39H171V37ZM181 36V37H180ZM182 36H183V39H182ZM190 36V37H189ZM195 36V37H194ZM223 36V37H222ZM66 37V38H65ZM168 37V38H167ZM62 38V39H61ZM84 38V39H83ZM85 38H86V40H85ZM133 38V39H132ZM140 38V39H139ZM150 38V40H148ZM170 38V39H169ZM186 38V39H185ZM187 38H188V41H187ZM194 38V39H193ZM64 39V44H63V42H62V40ZM88 39H90V40H88ZM165 39H166V41H165ZM182 39V40H181ZM73 40V41H72ZM85 40V41H84ZM110 40V41H109ZM133 40V41H132ZM180 40H181V42H180ZM196 40V41H195ZM72 41V42H71ZM74 41H76V42H74ZM112 41V43H110ZM116 41V40H115ZM145 41V42H144ZM156 41V42H155ZM164 41V42H163ZM236 41H238V40H236ZM236 41H232V42H236ZM68 42V43H67ZM74 42V43H73ZM88 44H87V43ZM132 42V43H131ZM162 42V43H161ZM42 43V44H41ZM67 43V44H66ZM128 43V44H127ZM114 44V45H113ZM119 44V45H118ZM188 44H191V45H188ZM261 44H262V46H261ZM259 46L261 47L260 48V51H259V46L256 48V51L255 50H253L252 51V54H251V56H250V58H249V61L252 63V64H257V65H260L261 66V64H263V66L262 67H264V44L263 43H261ZM60 45V46H59ZM65 45V46H64ZM68 45V46H67ZM87 45L89 46V47H87ZM113 47H112V46ZM121 45V46H122ZM125 45H126V47H125ZM139 45V46H138ZM141 45H145L144 47L142 46V48L140 49V47H141ZM194 45V44H193ZM111 46V47H110ZM186 46V47H185ZM190 46V47H189ZM46 47H47V49H46ZM91 47V48H90ZM110 47V48H109ZM115 47V48H114ZM116 47H118V48H116ZM125 47V48H124ZM131 47V48H130ZM181 47V48H180ZM183 47H185L184 49H183ZM29 48H30V51H29ZM116 50H114V49ZM138 48V49H137ZM262 48H263V50H262ZM105 49V50H104ZM107 49H108V51L109 52H106L107 51ZM117 49H118V51L119 52H117ZM125 49V50H124ZM49 50H51V51H49ZM58 51V52H56V51ZM62 50V52H60ZM111 50V51H110ZM124 50V51H123ZM135 50H137V51H135ZM258 50V51H257ZM42 51V52H41ZM103 51H105L104 53H106V54H103L102 52ZM113 51V52H112ZM115 51V52H114ZM46 52V53H45ZM56 52V53H55ZM99 52H100V54H99ZM112 52V53H111ZM133 53V55H132V53ZM113 53H115L116 55H114ZM118 53V54H117ZM120 53V54H119ZM255 53H257L258 54V56L257 55H255L254 56V54ZM103 54V55H102ZM111 54V55H110ZM259 54L260 55H262L261 57L259 56ZM131 55V56H130ZM167 54H165V53H163V56H166ZM115 56V57H114ZM117 57V58H116ZM130 57V58H129ZM263 57V58H262ZM262 58V59H261ZM172 59H174V60H172ZM259 59V60H258ZM134 60V59H133ZM254 60V61H253ZM163 61V62H162ZM179 61V62H178ZM117 63V64H114V63ZM160 62V63H159ZM162 62V63H161ZM173 62V63H172ZM258 62V63H257ZM0 63L1 64H5V65H9V66H14V68L15 67H17V68H20L21 70H19V71H21V72H23L22 70H24V74H26L28 77H29V79H30V81H32L31 83H33L34 82V84H33V87H34V89L36 90V92H38L36 95L37 96H39V90L38 89H42V87L45 89L46 88V86L48 87L49 85H50V80L48 81L47 79H45V78H42V77H40V79H39V77H36L35 75H34V73H33V70H29V68H30V66H29V64L27 63V62H6L2 57H0ZM22 63V64H21ZM26 63H27V66H26ZM181 64H179V65H181ZM111 65V66H112ZM125 65H126V67H125ZM139 66V71H140V67H141V71H143V70H145L147 67L150 69V67H151V69L153 68V72H139L138 70H136L137 68H138V66ZM143 65V66H142ZM178 65V66H179ZM119 66H118V68H119ZM146 68H145V67ZM122 67L120 68L121 69V71H122ZM125 67V68H124ZM137 67V68H136ZM145 68V69H142V68ZM10 69H12V67H9ZM13 68V69H14ZM147 68V69H148ZM178 68V67H177ZM179 68H181L180 66H179ZM28 69V70H27ZM31 69V68H30ZM130 69V68H129ZM6 70H8L9 71V69H6ZM131 70V69H130ZM166 70V71H165ZM199 70H201V72H203V71H205V70H207V66L205 65H202V67H200L199 68ZM31 71V72H30ZM118 71V70H117ZM126 71V70H125ZM27 72H30V73H27ZM119 73H120V71H118ZM128 73L129 72H131V71H127ZM127 72H123L125 75L127 74ZM168 72V71H167ZM122 73V72H121ZM165 73V74H164ZM130 75H131V73H129ZM129 74H127V75H129ZM167 78V77H166ZM37 79H38V81H37ZM130 80V79H129ZM132 80V79H131ZM165 80H168V78L167 79H165ZM45 81V82H44ZM195 80L193 79V83H196V81L198 82V80H196L195 82H194ZM37 82V83H36ZM48 82H49V84H48ZM139 82V83H140ZM164 82V81H163ZM167 82H169V80L167 81ZM40 83V84H39ZM45 83V84H44ZM145 83V84H146ZM155 83V84H156ZM165 83H166V81H165ZM44 84V85H43ZM47 84V85H46ZM37 85V86H36ZM43 85V86H42ZM35 86H36V88H35ZM41 86V88H38V87H40ZM45 86V87H44ZM156 86H157V84H156ZM158 87V86H157ZM263 87H264V84H263ZM38 88V89H37ZM66 88V87H65ZM150 89V91H148V89ZM165 88V89H164ZM62 89H63V87H62ZM67 89V88H66ZM65 89V90H66ZM69 89V88H68ZM67 89V90H68ZM72 89V90H71ZM169 89V90H168ZM64 90V89H63ZM159 90V91H158ZM165 90V91H164ZM168 90V91H167ZM62 91V90H61ZM68 91H71L70 92V98H71V93H72V91L74 92V89L73 88H70V90H68ZM68 91H66L67 93H65L66 94V96H67V98L69 99V92ZM118 91V90H117ZM119 91H121L120 89H119ZM169 91H171L170 93L172 94H170L169 93ZM41 92V91H40ZM79 92L80 91H77V93L79 94ZM122 92V91H121ZM120 92V93H121ZM164 92H167V93H165V95H164ZM194 92H196V91H193V93ZM75 93H76V91H75ZM174 93V92H173ZM186 94H184L185 95V98H186V95H187V93H189V91H187V92H185ZM190 93L192 94V91H190ZM189 93V95L191 96V94ZM62 95V92H60L58 95H59V97ZM68 94V95H67ZM112 95V92H108V99L110 100V98L109 97H111V99L112 100H110V104H109V101H108V107H109V111L111 112L110 114H109V116L107 117V118H113V116H114V114L115 115H119L120 113H123L126 109H128V108H130L132 105V102H130L129 100L131 99L130 97H128V95L126 96V94H124V92H122L121 94H124L125 96H126V98L124 99V98H122V96L121 95H118L119 93L117 92L116 94L118 95V96H114V93H113V97L111 96ZM115 94V95H116ZM183 94H179L178 93V97L176 96V97H174V100H175V98H176V100H180L181 98L179 97V95H182V97L184 98V95ZM196 94H198V93H196ZM35 95V96H36ZM63 95H64V92H63ZM63 95L60 97V102H61V104H62V101L64 100L63 98H65V100H68V99H66V96L65 97H63ZM75 95V94H74ZM73 95V96H74ZM123 95V96H124ZM188 95V96H189ZM193 95V94H192ZM199 96H200V93L198 94ZM121 96V97H120ZM165 96V97H166ZM175 96V95H174ZM189 96V97H190ZM119 98H121L120 99V102H122L121 104H119L118 102H119V100H116V99H119ZM166 98H168V97H166ZM177 98H179V99H177ZM182 98V99H183ZM63 99V100H62ZM124 99V101H121V100H123ZM62 100V101H61ZM125 100H127L128 101V103H127V101H125ZM118 101V102H117ZM118 103V104H117ZM60 105V103L58 102V103H56V106L57 107H59V108H57L55 105H53V107L55 108H53L54 109V111H51V112H53V113H51V114H53V115H47V117H46V115L45 116H43L40 120H39V123L37 122V124H34V123H31L30 121H28V123L26 124V123H24V122H22L21 120H19V122H20V124H19V122L18 123H16V124H14L10 129L7 127V129L8 130H6L5 132H3V133H1L0 134V147H2L3 148V150H2V152L1 153H3V154H1V156L3 155L4 156V154H5V152H8V151H10V154L9 153H7L6 154V156H4L5 158V160L4 159H2V157H0V169H2L1 168V163L2 164H4L3 162H6V160L8 159H11V157L14 155V151L15 152H17V155H16V153H15V155L12 157V158H20L21 157V164H19V168H20V171H21V169H23L21 172L23 173V174H20V175H11V174H9V173H7V172H5V171H3V169H2V172H1V170H0V177H1V179H0V183H1V185H0V191L2 190V192H3V189H1V188H3V184L4 185H6L8 182H6V183H4L5 181H7V179H9V180H13L12 182H10L12 185H15V184H23L24 185V182L26 183V182H28V183H26L27 185H28V187L30 186V184L29 183H32V186L30 187L31 189L33 188V187H35L34 186V184H35V180H32L33 178H32V174H33V169H31V168H33L32 167V164H30V163H26L25 164V162H24V164H23V158L27 155V157H25L24 159L25 160H34L35 161V159H37V157H39L40 156V154L41 155H43L45 152H47V150L49 151V147L48 146H46L45 145V147H41L42 148V150H41V148H39V147H36V148H34V147H32V146H29L28 145V143H22L23 142V132H26L27 130V133H32L33 131H35V130H37V129H39L40 131H46L45 133H47L46 135H48V136H53V133L55 134L54 136H56V134H58L59 133V135H61V134H63L64 132H67V130H69V128L68 127H70V123H68L69 121H68V118L69 117H66V116H64V112H65V115H68V113L65 111V109H63V105L61 106H59ZM128 105V106H127ZM119 106L121 107V109L119 108ZM123 106H125L124 108H123ZM130 106V107H129ZM128 107V108H127ZM52 108V107H51ZM126 108V109H125ZM52 109V110H53ZM57 109V110H56ZM61 109V110H60ZM111 109H112V111H111ZM59 110V111H58ZM121 110V111H120ZM122 110H123V112H122ZM18 112H20V111H18ZM61 112V113H60ZM114 112V113H113ZM118 112V113H117ZM180 111H176V115L173 113V114H171L172 116H170V118H169V115H170V112L167 114V118L165 117V119L163 120V122L161 123V125H160V127L161 126H163V123L164 124H166L165 125V128H164V126H163V131H162V127L160 128H156L155 130H159V133H160V136L158 135V137H160V138H158L157 137V134L155 133V131H151V133H150V135H147V133L149 134V132H150V130H149V132L147 131L146 133L144 132V133H142V134H138V133H141V132H138V133H136L135 131H133L132 129H130V127H123L124 128V130L126 131V128L127 129H129L126 133H125V131L123 130V128H122V130H120L119 132H122L123 131V134L122 133H115V134H109L110 135V137H108L109 139L106 141L107 143H105L104 141L101 143V141H102V138H104V135H106V129H104V128H102L99 124H97L96 123V125H99V126H97L96 128H98L99 129V127L101 128L100 130H98V129H96V128H94V125L95 124H93V126H92V124H91V126L92 127H90L91 128V130H90V128L87 130L88 132H90V134L88 133H85V134H83V135H81V136H76L77 138H72L73 140L72 141H69V145H65L66 143L68 144V141L66 142V143H64L63 144V147L61 148V150H60V152H58V153H54V155L52 156V154L53 153H50V152H47V153H50L51 154V157L49 156L50 154H47V153H45L46 155H43V156H45L44 157V166H45V168L47 169V172H49V174H51V176L50 175H48L49 177H52V176H54L55 175V173L53 174V172H55L57 169H59L60 168V164L65 160V162L67 163L66 164V167H65V169L63 170V169H61V172L63 171L64 173L66 172V174H70L69 172H72L71 171V169H75V170H77L78 171V169H80V168H82V166H84V163H85V161H84V163L83 162H81L82 161V159L83 160H85L86 159V154L87 153H89L90 152V150L92 151L91 153L93 154L91 157H89V159L87 158V161L90 163V164H92V162H93V164H94V162L96 163V162H98V160H97V157H96V155L98 156V154H99V156H104L105 154L106 155H109V156H111V158H113L114 157V160L115 159H117V160H115V163H113V167H115V166H117V167H115V169H117V170H114L115 171V173H111L109 170H107V171H103L102 169H100V171H98L97 170V172H96V175H98L99 176V178H97V177H95V180L93 181L92 179H91V183H92V185H91V190H92V197L93 198H95V197H97L98 198V200L96 199V201L94 202V200L91 202V205L92 206H90V209H91V207H92V210L91 211H94V212H90L89 213V216H91L90 218H93L94 216H95V214L97 213V211L99 210V209H101V208H103L104 210H106V211H109V209L110 210H112L113 208H114V213L116 214H119V212L120 213H122V214H120L119 216H123V214H126V216L124 215V217H128V219L129 218H133V221L134 220H137L138 219V217L140 218V220H139V222L138 221H134V223L132 222V224L134 225L135 223V225H137V223H138V225H139V223H140V225L138 226L137 225V227H140L143 223H141L140 221L141 220H143L144 221V223H145V220L144 219H142L141 218V216L143 217V215L146 217V218H148L147 220H148V223L146 224L145 223V225L146 226H144L145 228H149L148 226H149V224L150 223H152V224H150V228L148 229V230H146V232L148 233V234H150V233H152V231H153V234L155 233V235H170V234H173V233H183V234H186V230H187V228L189 229V231H191V228L193 229V231H199V229H195L198 225V228H200V230H201V232H203V230L204 229H206L207 228V225H208V223H199V224H197L196 222V220L197 219H195V217L197 216H192L191 214H194L195 212L194 211H196L195 209V207L194 208H192L193 206L192 205H190L189 206V204L187 205V204H185V203H181V202H174V203H177L176 205H178V204H180L181 205V210L179 209L180 207L179 206H175V207H173V209L172 210H167V209H165L163 206H164V204L162 203L163 201H164V195L162 196L161 194V192H163V190H164V185H162V190H160V187H161V185L157 188V190L154 188V191L153 190H151V191H149V192H151L152 194V197H151V195H150V193L149 192H139L138 191V193H136L137 192V190L135 189L134 191H133V189H129V190H127V192H125V191H123L125 188V185L128 183V180H127V177L128 178H135V179H139L138 178V174H139V172L137 173L136 172V170L138 169V167L139 166H143V165H146V164H157L158 162V164H168V166H167V169H168V167L169 166H171V167H169V169H171V168H173L174 169V167L175 166H177L176 167V170H183V169H190V170H192V171H194L196 174L198 173V175L197 176H199V174L202 176V174H204L205 172H206V170L208 171V172H206L205 173V175H208V173H209V171H210V176H212V178L214 177L215 178V176H216V178L214 179L215 180V182H214V184L215 183H217V184H215V185H217V187H215V189H219V190H217L218 192H222V194H223V197H222V199H223V202H224V206H225V202L226 201H229V207H232V206H235V208L233 209V208H230V210H227V209H225L226 211H224V214L226 213V216H224V217H221L220 218V223H219V221L217 222V224H215V227H214V230H212L211 231V233L212 234H210V236L211 237H208L207 238V240H203V241H208V243H207V246H206V251L210 254L211 253V255H214V256H216V257H219V255L221 256V255H223V256H225V257H223L224 258V260H222V262L224 261V262H227L228 264L230 263V261L232 260V262L234 263V264H238L239 262H241L242 260H241V257H242V259H243V257H244V261L245 260H247L249 263H246V264H260V263H262V264H264V253H256L255 252V250H254V252H253V248L251 249V246H244L243 248H241V251H239V249H236V247L239 245V240L241 241V239H237L235 242H231V243H229V242H227V238L226 237H224V236H222L224 233H225V231L226 232H230V231H232L233 229H235L236 227H238L239 228V230H240V228H241V226L243 225L242 224V221H241V215L242 214H245L249 209H250V207L253 205V204H255V203H261L262 204V200H263V204H264V175L262 176H260V174H255V172L254 171H256V169L258 168L257 166H258V164H259V166H261L262 165V163H263V161L260 159V158H258V159H255V161H253L252 163H251V161H249V162H239V157L237 156V155H235V154H233V153H231L230 154V156L233 154V156H229L228 157V155H225V157L221 154V153H216V150H215V152L213 153L212 152V148H214L215 149V147L214 146H211V144L212 145H214L213 144V142H212V140L210 139V138H204L203 137V135L201 136V135H196V136H194V137H192V138H190V144H189V137H187V140H186V137H184V135H186V131L184 130V127H182V125H183V122H182V118H183V116L181 115V119H180V113H179ZM22 113V112H21ZM58 113V114H57ZM177 113H178V115H177ZM113 114V115H112ZM183 114V113H182ZM51 118H50V117ZM56 116V117H55ZM61 116V117H60ZM112 116V117H111ZM175 116V117H174ZM45 117L48 119H45ZM171 117H173L172 119H171ZM177 117V118H176ZM178 117H179V123H180V121L182 122V123H180V125L181 126H179V124H178ZM103 118H104V116L101 118L102 120H103ZM106 118V117H105ZM104 118V120L102 121V122H104V121H107V120H109V119H105ZM56 119L57 120H59V122L57 121L56 122ZM64 119H65V121H64ZM173 119H174V121H173ZM176 119V120H175ZM167 120V121H166ZM45 121V122H44ZM61 121V122H60ZM62 121L64 122V124L65 125H63V123H62ZM71 121V120H70ZM54 122H56L57 123V125H56V123L54 124ZM48 123V124H47ZM33 124V125H32ZM43 124V125H42ZM46 124V125H45ZM60 124V125H59ZM69 124V125H68ZM23 125H25V126H23ZM51 125H53V126H55V127H52ZM62 125V126H61ZM3 126V125H2ZM19 126H21L20 128H19ZM28 126H30V127H28ZM36 126H38V127H36ZM45 126V127H44ZM61 126V127H60ZM34 127H36V128H34ZM182 127V128H181ZM2 128V127H1ZM17 128H19L18 130H17ZM23 128V129H22ZM25 128V129H24ZM32 128V129H31ZM42 128V129H41ZM68 128V129H67ZM167 128V129H166ZM182 130H181V129ZM4 129V128H3ZM3 129H1V130H3ZM16 129V130H15ZM22 129V130H21ZM30 129V130H29ZM43 129H45V130H43ZM92 129H93V131H92ZM5 130V129H4ZM3 130V131H4ZM15 130V131H14ZM20 130V131H19ZM24 130V131H23ZM33 130V131H32ZM90 130V131H89ZM105 131V132H102V131ZM130 130H132L131 131V133L133 134L134 132L138 135L137 137H135L136 136V134L134 133L133 135H134V137H132L133 135L131 134L130 135V133L128 134V132H130ZM165 130V131H164ZM13 131V132H12ZM48 131H49V133H48ZM60 131H61V133H60ZM64 131V132H63ZM86 131V132H87ZM12 132V133H11ZM43 132V133H44ZM164 132V133H163ZM17 133V135H19V137L17 138L19 141H17V142H10L9 140L11 139V137L13 136V135H15ZM19 133V134H18ZM51 133V134H50ZM156 134V137H155V134ZM163 133V134H162ZM12 134V135H11ZM50 134V135H49ZM117 134V135H116ZM118 134H119V137H118ZM122 134V135H121ZM169 134V135H168ZM102 135V137H99V136H101ZM131 137H130V136ZM147 137H146V136ZM164 135V136H163ZM181 135H183L182 137H181ZM8 136V137H7ZM89 137V139H88V137ZM171 136V137H170ZM199 136V137H198ZM22 137V138H21ZM81 137V138H80ZM84 137V138H83ZM86 137V138H85ZM95 137H99L98 139L100 140V142L97 140H95ZM116 137V138H115ZM118 137V138H117ZM170 137V138H169ZM175 137V138H174ZM179 137V141L177 140V138ZM195 137H198V139L197 140H195L194 138ZM8 138V139H7ZM113 138H115L114 139V141H116V142H114L113 141ZM155 138L156 139H159V140H156L155 141ZM165 138V139H164ZM167 138V139H166ZM185 138V143H187L186 145H185V143H184V141L182 140V139H184ZM200 138H201V140H200ZM78 139H79V143L77 142L78 141ZM173 139V140H172ZM176 140V142L175 143H177L178 145H177V147L176 146H174L175 144L173 143L175 140ZM204 139H207V140H204ZM6 140H7V142H6ZM22 140V141H21ZM74 140H76V141H74ZM83 140H84V144H83ZM144 140V142H142ZM148 140V141H147ZM162 140V141H161ZM170 140H172V142L170 141ZM180 140H182L181 142H180ZM193 140V141H192ZM210 140V141H209ZM9 141V142H8ZM86 141V142H85ZM111 141V142H110ZM166 141V142H165ZM196 141V142H195ZM203 141H205V142H203ZM77 142V143H76ZM112 142H114V143H112ZM162 142V143H161ZM184 144H183V143ZM192 142V143H191ZM210 142H212V143H210ZM2 143V144H1ZM6 143L9 145V147L6 145ZM10 143H11V145H10ZM19 143V144H18ZM74 144V145H71L70 146V144ZM81 143V144H80ZM99 143V144H98ZM110 143H111V145H110ZM158 145H157V144ZM161 143V144H160ZM172 143H173V145H172ZM5 144V145H4ZM12 144H13V147H11L12 146ZM22 144V145H21ZM26 146H25V145ZM98 144V146H96ZM102 144H104L102 147L100 146V145H102ZM112 144H114L113 146H112ZM165 144H166V146H165ZM182 144H183V146H182ZM204 144V145H203ZM2 145H4V147L2 146ZM15 145V146H14ZM19 147H18V146ZM25 147H24V146ZM78 145H80V146H78ZM110 147H112V148H108L109 146ZM116 145V146H115ZM198 145H199V147H198ZM201 145H202V147H201ZM65 146V147H64ZM68 146V148H66ZM84 146L86 147V148H84ZM108 146V147H107ZM164 146V147H163ZM172 146V147H171ZM187 146H189L188 148H187ZM195 146V147H194ZM209 146H211L210 148H208ZM22 147H24V148H22ZM76 147V148H75ZM98 147V148H97ZM107 147V148H106ZM167 147H169V149H171V148H177V149H175V151L172 149V152H171V150H170V152H168L169 151V149L167 148ZM171 147V148H170ZM179 147H180V149H179ZM6 148V149H5ZM16 148V149H15ZM19 148V149H18ZM63 148H64V150H63ZM79 148V149H78ZM95 148H96V151H95ZM107 150H106V149ZM114 148V149H113ZM163 148H166V149H168V151H164V150H166V149H163ZM4 149L6 150L5 152H4ZM43 149H45V151L43 150ZM110 149V150H109ZM210 149H211V152L213 153V155H211L212 153L210 152ZM18 150V151H17ZM41 150V151H40ZM81 150V151H80ZM94 150V151H93ZM112 150V151H111ZM184 150H185V152H184ZM188 150V151H187ZM209 150V151H208ZM13 151V152H12ZM102 151H104L105 152V154H104V152H102ZM115 151V152H114ZM116 151L118 152L119 151V153L117 154L116 153ZM182 151V152H181ZM22 152V153H21ZM33 152V153H32ZM35 152V153H34ZM39 152V153H38ZM41 152H43V153H41ZM109 152V153H108ZM177 152H178V154H177ZM12 153H13V155H12ZM21 153V154H20ZM36 153H38V154H36ZM97 153V154H96ZM112 153V154H111ZM36 154V155H35ZM102 154H104V155H102ZM117 156H116V155ZM203 154V155H202ZM11 155V156H10ZM61 155V156H60ZM174 155V156H173ZM204 155H205V158H204ZM208 155V156H207ZM218 155H221V156H219L218 157ZM17 156H19V157H17ZM30 156V157H29ZM37 156V157H36ZM47 156V157H46ZM49 156V157H48ZM98 156V157H99ZM109 156H108V158H109ZM202 156V157H201ZM235 156V157H234ZM6 157H7V159H6ZM29 157V158H28ZM95 159H94V158ZM116 157V158H115ZM185 157H186V159H185ZM200 157V158H199ZM214 157H217L216 159L214 158ZM63 158V159H62ZM100 158V157H99ZM98 158V159H99ZM120 158V159H119ZM147 160H146V159ZM184 158V159H183ZM212 159H213V161H212ZM4 160V161H3ZM7 160V161H8ZM95 160V161H94ZM113 160V159H112ZM114 160H113V162H114ZM141 160H142V162H141ZM145 160H146V162H145ZM190 160V161H189ZM210 162H209V161ZM120 163H119V162ZM162 161V162H161ZM193 161V162H192ZM196 161H197V163H196ZM69 162H71V163H69ZM79 162H80V164H82V166L79 164ZM121 162H124V164H122ZM136 162H138V165L137 164H135ZM139 162H141V163H139ZM171 163V164H169V163ZM202 162V163H201ZM237 162V163H236ZM55 163V164H54ZM119 163V164H118ZM232 163V164H231ZM234 163V164H233ZM239 163V164H238ZM243 165H242V164ZM53 164V165H52ZM122 164V165H121ZM174 166H173V165ZM179 164H181V165H179ZM227 164H228V166H227ZM230 164V165H229ZM237 164H238V166H240V167H237ZM261 164V165H260ZM26 165H29V166H26ZM70 165V166H69ZM121 166V167H119V166ZM178 165H179V167H178ZM191 165V166H190ZM233 165H236V167H237V171H236V173H235V175H227V170L229 169V168H231ZM247 165V166H246ZM56 166V167H55ZM68 166V167H67ZM81 166V167H80ZM129 166V167H128ZM133 166H135V167H133ZM166 166V165H165ZM184 166H186L185 168H184ZM188 166H189V168H188ZM26 167V168H25ZM31 167V168H30ZM54 169H53V168ZM137 167V168H136ZM226 167V168H225ZM50 168V169H49ZM77 168V169H76ZM135 168H136V170H135ZM180 168V169H179ZM183 168V169H182ZM26 169V170H25ZM121 171H120V170ZM132 169H134L135 171H132ZM173 169H171V170H173ZM195 169V170H194ZM196 169H198V170H196ZM200 169V170H199ZM205 169V172H201L202 170H204ZM239 169V170H238ZM253 169V170H252ZM255 169V170H254ZM74 170V171H75ZM119 170V171H118ZM124 170V174H128V170H130V175H132V176H127V174L125 175L126 177H124L123 175H122V171ZM248 170V171H247ZM249 170L251 171V172H249ZM27 171V172H26ZM200 171V172H199ZM222 171H223V173H222ZM244 171V172H243ZM248 172V174L249 175H246L247 174V172ZM79 172V171H78ZM104 172V173H103ZM120 173V175H122V177H121V179H120V175H119V173ZM135 174H134V173ZM246 172V173H245ZM30 173V174H29ZM73 173V172H72ZM77 173V172H76ZM108 173H109V175H108ZM133 173V174H132ZM137 173V174H136ZM245 175H244V174ZM251 173V174H250ZM28 174L31 176H29L28 177ZM100 174V175H99ZM103 174H104V176H103ZM107 174V175H106ZM115 174V175H114ZM117 174V175H116ZM221 174V175H220ZM240 174V175H239ZM118 175H119V178H118ZM134 175H137V176H135L134 177ZM205 175H203V177L205 176ZM251 175H252V177H254V178H252L251 177ZM19 176V177H18ZM79 176V175H78ZM115 176H117V177H115ZM139 176H140V174H139ZM210 176H208V178H210V179H212ZM237 177V180H238V182H236V180H235V178ZM247 176H249V177H247ZM260 176V177H259ZM27 177V178H26ZM80 177H82L81 175H80ZM110 177H112L111 179H110ZM116 178V181H115V178ZM124 177V178H123ZM220 177V178H219ZM226 177H228V178H226ZM239 177V178H238ZM248 178V179H251V180H249L250 182H248V183H246V184H244V188H245V192H246V195H239V194H237L236 192H234L233 190H231L232 189V186H240L242 183H240L239 181H241L242 179H244V178ZM260 178V179H256L257 180V182L255 181V178ZM3 178V179H2ZM102 178V179H101ZM104 178H106V179H104ZM205 178V177H204ZM234 178V180H232ZM97 179V180H96ZM100 179V180H99ZM104 179V180H103ZM124 179V180H123ZM126 179V180H125ZM263 179V180H262ZM1 180L3 181V180H5V181H3V182H1ZM99 180V181H98ZM101 180H103V181H101ZM108 180V181H107ZM119 180V181H118ZM225 180V181H224ZM253 180L255 181V182H253ZM260 180V181H259ZM18 182L19 181V183H16V182ZM22 181H24L23 183H21ZM110 181V182H109ZM114 181V182H113ZM121 181H123V183H121ZM127 181V182H126ZM212 181V180H211ZM217 181V182H216ZM97 182V184H95ZM100 182H103V184H101ZM111 182H113L112 184H111ZM116 182V183H115ZM118 182H119V184H121V188L123 189L122 191L124 192V194L126 193V195H123V194H120L121 196H124V202L122 201V199L123 198H119L118 200H119V202H118V200H116L117 199V197H119V196H117L116 197V201H114V199H111V200H107L108 198H106L105 199V203H107L108 204V202H109V204L106 206L105 204H104V198L103 197H105V193L107 192V190L109 189V187L110 186H112L114 183V185H117L118 184ZM253 182V183H252ZM10 183H8V184H10ZM110 183V184H109ZM235 185H234V184ZM240 183V185H238ZM252 183V184H251ZM255 183V184H254ZM25 184V185H26ZM95 184V185H94ZM105 184V186H103ZM108 184V185H107ZM224 184H225V186H224ZM97 185V186H96ZM212 185H213V182H212ZM232 185V186H231ZM249 185V186H248ZM257 185V186H256ZM2 186V187H1ZM93 186V187H92ZM104 187V190H103V187ZM118 186V185H117ZM120 186V185H119ZM166 186V185H165ZM252 186V187H251ZM52 186H51V184H48V188H51ZM96 187V188H95ZM214 187V186H213ZM250 187V188H249ZM230 188V189H229ZM33 189H35V188H33ZM252 189L254 190V191H252ZM94 190V191H93ZM131 190V192H129ZM156 190V191H155ZM99 191V192H98ZM105 191V192H104ZM158 191H160V193L158 192ZM2 192H0V195L2 194ZM93 192H95L94 193V195H93ZM123 192H121V193H123ZM154 192H156V193H154ZM256 192H258V194H256L255 195V193ZM129 194V196H128V194ZM134 195V196H131L132 194ZM135 193V194H134ZM158 193L161 195V198H156V197H160V195H158ZM100 194H101V196H103V197H101L100 196ZM104 194V195H103ZM131 194V195H130ZM139 194V196H137ZM145 194H147L149 197H151V198H148V196L146 195V198H145ZM200 194V193H199ZM198 194V195H199ZM201 194H203V193H201ZM222 194H220L221 196H222ZM98 195V196H97ZM142 196V198L143 199H141V196ZM239 195V196H238ZM250 195L252 196V197H250ZM126 196H127V198H126ZM144 196V197H143ZM237 196V197H236ZM129 197V198H128ZM133 197H135V199L133 198ZM224 197L225 198H228V200H226V199H224ZM243 197H245V198H243ZM100 198V199H99ZM131 198H133L134 200H135V202L137 203V202H140V203H134V200L133 199H131ZM243 198V199H242ZM138 199H140V201L138 200ZM146 199H148L147 200V202H150V203H145L146 202ZM159 200V201H157V200ZM230 199V200H229ZM103 200V201H102ZM107 200V201H106ZM129 200H131V201H133V202H129ZM137 200V201H136ZM141 200H142V202H141ZM152 202H151V201ZM160 200H162L161 202H160ZM234 201V204H231L230 203V201ZM254 200V202H252ZM258 200V201H257ZM99 201V202H98ZM126 201V202H125ZM250 201H251V203L252 204H250ZM97 202V203H96ZM101 202V205L99 204ZM129 202V203H128ZM159 204H157V203ZM236 202V203H235ZM240 202V204L239 205H241L239 208L240 209H238L237 211H236V207H238V203ZM114 203H116V204H114ZM117 203H119V204H117ZM121 203V204H120ZM98 204V206L97 207H95V205H97ZM126 206H125V205ZM163 204V205H162ZM186 205V207L188 208H191V209H187L186 207H185V205ZM1 205V204H0ZM6 206L8 205V204H5ZM10 205V204H9ZM111 205H113V206H111ZM114 205L116 206V207H114ZM145 205V206H144ZM148 205H150L149 207H148ZM154 205H155V208L153 209V207H154ZM161 205V206H160ZM2 206V205H1ZM10 206H13V205H10ZM10 206H8V209H9V207ZM59 206V205H58ZM57 206V207H58ZM93 206L96 208H94L93 209ZM111 208H110V207ZM120 206V207H119ZM138 206H141V207H138ZM183 206V207H182ZM192 206V207H191ZM246 206H247V209H246ZM56 207V206H55ZM54 207V208H55ZM57 207L55 208V209H57ZM60 207V206H59ZM124 208L125 207V209H123L124 210V213L123 212H121V211H123L122 210V208ZM139 209H138V208ZM143 207H145V208H143ZM162 209H160V208ZM225 207H227V205L225 206ZM228 207V208H229ZM245 207V208H244ZM1 208V207H0ZM5 208V207H4ZM13 208V207H12ZM109 208V209H108ZM142 208V209H141ZM165 210H164V209ZM176 208H178L177 210H179V211H176L175 209ZM2 209V208H1ZM0 209V210H1ZM14 209V208H13ZM13 209H11V210H13ZM18 209V208H17ZM20 209H22L23 210V208H20ZM67 209V208H66ZM66 209H59V210H53L54 212H58L59 211V213H57V215L58 214H61L60 213V211L62 210H66ZM141 209V210H140ZM144 209H145V211H144ZM150 209V210H149ZM183 209H185L186 211H183ZM245 209V210H244ZM27 210V209H26ZM116 210V211H115ZM140 210V211H139ZM159 210V211H158ZM188 210V211H187ZM191 210V211H190ZM243 211V212H241V213H239V211ZM1 211H3V210H1ZM9 211H10V209H9ZM8 211V212H9ZM15 211V210H14ZM61 211V212H62ZM68 211H69V214L71 213V211H72V213H74V212H76V214H73V215H75V216H77L80 220H81V213H82V211H79V212H81V213H79V212H77V211H73L71 208H69L68 207ZM68 211L66 212V213H68ZM117 211H119V212H117ZM142 211V212H141ZM147 211H149V212H147ZM228 211H230L229 213H228ZM4 212V211H3ZM13 212V211H12ZM11 212V213H12ZM19 211H17V213H15V212H13V214L15 215V218L16 219H18L19 218V220H21L20 221V223L18 224V225H20L21 224V226H24L23 228L21 227L20 228V226H18L15 222L13 223V225L14 224H16L18 227V229L16 230V226H15V228L13 227V225L11 226V227H13L12 228V230L10 229L11 227H10V225L8 226V223L6 224L5 223V218H4V224L5 225H7L8 227V229L7 228H5V225H4V227L3 228H5L6 230L4 231V232H1L2 233V236H0V243H1V241H2V243L0 244V264H13L14 262H12V260L14 261L15 260V264H24L25 263V261H26V263L25 264H43V262H44V264H73L74 262H77L78 264H79V261H81V262H83V261H85V260H90V261H92L93 260V262H94V260L96 259V260H99L100 261V259H102V258H104L105 256H103L102 257V255H105V253H104V250L100 247V246H98V247H96V245H93V247L94 248H90V247H88L86 244H88L87 242H92V240L91 241H87V238L85 239V237H84V233H83V235H81L80 236V234L84 231V229L82 230V229H77V227H78V224H80L82 227H83V225L81 224V223H77L76 225H77V227L75 228V226L76 225H74V226H71V224H68L69 223V219L68 218H66V213H65V215H64V213H62L63 215H64V217L62 216L60 219L62 220V218H63V220H64V218H65V221H68V222H66L65 224H64V226H67V225H69V226H71L72 228H73V230H72V228H70L69 226H68V228L70 229L67 233L68 234H71V235H69V236H71V237H67L66 238V236L68 235L67 233H62L63 232V229L62 228H64V227H62V222L60 223V221L61 220H59V218H58V221L57 222H54V224H56V223H60L61 225H57L58 226V228L60 227L61 229H58V231H57V226L56 225H53V221H50V219L48 218V215H49V213H48V215L46 214V211H45V214H46V218H48L47 220H49V223H51V224H48L47 222L48 221H46L44 218V220L46 221V223H44V222H41L40 224H42L43 226L45 225H49L50 227L53 225V228L54 227H56V229H55V232L58 234V235H60L61 233L63 234H61L60 236H58L55 232H54V230H53V235H56V236H52V238H54L55 240H51V236H50V234H49V232H51L52 230H50L49 231V229H47V227H43V226H41V225H39V226H36V229L34 228L33 229V227H32V225L31 224H36L35 222H33L32 223V221L33 220H30L31 222L29 223L28 221H29V219L30 218H32V215L34 214H32V211L29 209L28 211H27V214H29V212H30V215L28 216V217H26V220L25 219H20V217H21V213H22V211H21V213H18ZM24 212V211H23ZM84 212V211H83ZM96 212V213H95ZM111 212V211H110ZM113 212V211H112ZM158 212V213H157ZM163 212V213H162ZM170 212V213H169ZM187 212V213H186ZM189 212V213H188ZM194 212V213H193ZM197 212V211H196ZM235 212H238L239 214H241L240 216H239V214L237 213H235ZM1 213V212H0ZM6 213V212H5ZM0 214L1 216H3V215H6L7 216V218L9 217V215L8 214ZM10 213V212H9ZM10 213V214H11ZM26 213V212H25ZM43 213V212H42ZM72 213L70 214V216L72 215ZM95 213V214H94ZM107 213V212H106ZM151 213V214H150ZM157 213V214H156ZM163 214L162 216H160L161 214ZM176 213V214H175ZM18 214H20V216L19 217H16V216H18ZM51 214H52V212H51ZM54 214V213H53ZM84 215L86 214L85 212L83 213ZM92 214H93V216H92ZM146 214V215H145ZM154 214H156V216L154 215ZM174 214V215H173ZM223 214V213H222ZM56 215V216H57ZM84 215H82L83 217L82 218H84ZM165 215V216H164ZM177 215V216H176ZM195 215V214H194ZM232 215V216H231ZM22 216H24V214H22ZM26 216V215H25ZM24 216V217H25ZM34 216H35V214H34ZM38 217L37 218H39V217H41L42 215H37ZM50 216V215H49ZM52 216V215H51ZM55 216V215H54ZM58 216H60V215H58ZM67 216H68V214H67ZM70 216H69V218H70ZM118 216V215H117ZM119 216H118V218H119ZM148 216V217H147ZM164 216V217H163ZM10 217H13V215L11 216L10 215ZM9 217V218H10ZM43 217V216H42ZM41 217V218H42ZM53 217V216H52ZM136 219H135V218ZM145 217H143V218H145ZM176 217H178V218H176ZM231 217V218H230ZM233 217H234V219H233ZM238 217H239V219H240V221H239V219H238ZM1 219H2V217H0ZM6 218V219H7ZM14 218V217H13ZM37 218L36 217H34V221H36L37 220ZM40 218V219H41ZM109 218V217H108ZM118 218L116 217V220H118ZM123 218V217H122ZM145 218V219H146ZM159 218V219H158ZM167 218V219H166ZM173 218V219H172ZM175 218V219H174ZM12 219V218H11ZM40 219H39V221L37 220L36 222H40ZM57 219V218H56ZM112 219V218H111ZM124 219V218H123ZM162 219L163 220H165L164 221V223H163V221H162ZM229 219H232V220H229ZM23 220L24 221H27L28 223H25L24 224V222H23ZM43 220V221H44ZM51 220H52V218H51ZM62 220V221H63ZM94 220H96V218L94 217ZM116 220L115 221H113V219H112V221H113V223L114 222H116ZM120 220V219H119ZM117 221V223L118 222H120V221ZM129 220H131V219H129ZM150 220H152V221H150ZM180 220V221H179ZM194 220V221H193ZM234 220V221H233ZM6 221H8V220H6ZM11 220L9 219V222H10ZM14 221H15V219H14ZM42 221V220H41ZM111 221V220H110ZM125 221V220H124ZM132 221V220H131ZM150 221V222H149ZM167 221H169V222H167ZM194 222L195 223V225H190V222ZM223 221V223H221ZM11 222H13V221H11ZM19 221H17V223H18ZM64 222V221H63ZM104 222H108L107 220H105ZM129 223H130V221H128ZM162 222V223H161ZM166 222V223H165ZM171 222V223H170ZM180 222V223H179ZM186 222H188V223H186ZM229 223V225H228V223ZM235 222V223H234ZM239 222H240V224H239ZM1 223V225L3 226V223L2 222H0ZM44 223V224H43ZM112 224L111 222H108V224L107 225H110V224ZM161 224L160 226H161V228H159L160 226H159V224ZM169 224V226L170 225H172V226H170L172 229H170V227L168 226V224ZM183 223V224H182ZM219 223V224H218ZM264 223V222H263ZM263 223H262V228H260V230H259V232L257 233V236L258 237H260V236H262L263 235V233H264V225H263ZM23 224V225H22ZM27 224V225H26ZM29 224V225H28ZM38 224V223H37ZM164 224H166V225H164ZM186 224H189V227H188V225L186 226ZM206 224V226L204 227V225ZM31 225V227L29 228V226ZM80 225H79V228H81L80 227ZM134 225V226H135ZM181 225V226H180ZM182 225H184V226H182ZM227 225H228V227H230V228H228L227 227ZM232 227H231V226ZM238 225V226H237ZM2 226H0V227H2ZM25 226L27 227V228H29V229H33V230H29L28 229V231H31V233L33 234V232L32 231H35V230H37L36 232H39V233H37V234H34L35 236H37L38 238L40 237L41 238V236L42 235H46L47 233L45 232V231H47L48 232V234L46 235V236H44V238H43V236H42V239H37V237L36 238H34V239H37V241H38V244L40 243V240L42 241L43 239V242H44V244H41L42 245V248H41V245H36V243H35V241L36 240H34L32 237H33V235H31V233H29L27 230H26V228H25ZM41 226V227H40ZM168 226V227H167ZM177 226V227H176ZM180 226V227H179ZM192 226V227H191ZM233 226H234V228H233ZM10 227V228H9ZM141 227H143V226H141ZM175 227V228H174ZM187 227V228H186ZM202 227V228H201ZM226 227V228H225ZM24 228H25V232L27 231L28 232V234L30 235V243L28 242V244H26V241H29V240H26V239H28V238H26L27 237V235L28 234H26V236H25V234L24 235H22L21 233H24ZM38 228V229H37ZM42 228V229H41ZM45 228H46V230H45ZM52 228V229H53ZM66 228V227H65ZM65 228H64V231H66V230H68V228L65 230ZM152 228V229H151ZM163 228V229H162ZM165 228V229H164ZM166 228H168V229H166ZM184 228V229H183ZM228 228V229H227ZM238 228L237 229H235V230H238ZM19 229H20V231H19ZM23 229V230H22ZM43 229H44V231H43ZM140 229V228H139ZM183 229V230H182ZM186 229V230H185ZM208 229V228H207ZM206 229V230H207ZM215 229H217V230H215ZM263 229V230H262ZM8 230V231H7ZM11 230V231H10ZM18 232V235L20 236V234L24 237L25 236V238H24V240H25V244L23 245V241H22V245L20 244V242H18V244L21 246V247H23V246H25L26 245V247L28 246V245H30L31 246V242L33 243V244H35V245H33L32 244V249L31 248H29V249H31V253H33V252H36V250H37V252L35 253V254H30V252H25L24 253V251H23V249H22V251H20V249H17V247L19 246H17V243H15V241H17L18 240V237L19 236H16L17 234H16V231ZM40 230V231H39ZM42 230V231H41ZM62 230V231H61ZM82 232H81V231ZM142 230H143V232L145 231L144 230V228H142ZM152 230V231H151ZM230 230V231H229ZM262 230V231H261ZM0 231H1V228H0ZM23 231V232H22ZM78 231H80V232H78ZM214 231V232H213ZM223 231V232H222ZM5 232H6V234H5ZM9 232H11V233H9ZM14 232V233H13ZM21 232V233H20ZM40 232H41V236L39 235L40 234ZM42 232H43V234H42ZM46 234H45V233ZM72 232V233H71ZM76 232V233H75ZM145 232V233H146ZM159 232H161V233H159ZM168 232V233H167ZM188 232V231H187ZM261 232V233H260ZM35 233V232H34ZM78 233V234H77ZM165 233V234H164ZM215 235H214V234ZM219 233V234H218ZM221 233H222V235H221ZM12 234V235H11ZM51 234H52V232H51ZM66 234V235H65ZM77 234V236H75ZM217 234H218V236H217ZM262 234V235H261ZM1 235V234H0ZM5 235H7V236H5ZM29 235H28V237H29ZM220 235L222 236V237H220ZM10 236H11V238H10ZM34 236V237H35ZM48 236H50V237H48ZM75 236V237H74ZM80 236V237H79ZM264 236V235H263ZM7 237H8V241L6 242V239H7ZM14 237V238H13ZM21 237V236H20ZM57 237H62V238H57ZM65 237V238H64ZM73 237V239L75 238V242L73 241V239L71 240V238ZM78 237V238H77ZM81 237H84L82 240H80L81 239ZM218 237V238H217ZM2 238V239H1ZM48 238H50V239H48ZM68 238L70 239L69 241H68ZM244 238V239H243ZM242 239L243 240H250V238H249V236H246V237H243ZM247 238V239H246ZM213 239H215V240H213ZM218 239H219V241H218ZM224 239H226V241L224 240ZM11 240H13V241H11ZM19 240H20V238H19ZM21 240H22V237H21ZM51 240V241H50ZM222 240V241H221ZM36 241V242H37ZM56 241V242H55ZM72 241H73V243H72ZM138 241V242H137ZM136 241V239H135V241H134V243H133V246H134V244H135V248L137 249L136 251H138V252H141L142 253V248H139V247H142V246H140L141 245V240H137ZM139 241H140V243H139ZM215 241H216V243H215ZM5 242H6V244H5ZM46 242H47V245L48 246H46ZM52 242H53V244H52ZM67 242V243H66ZM72 244H71V243ZM85 242V243H84ZM94 242H95V240L93 241V244H94ZM14 245H13V244ZM42 243V242H41ZM51 243V244H50ZM117 243H119V244H121V245H116L115 246V248L116 249H120V250H122V248L123 247H125V248H127V244H124L123 245V243H121V242H117ZM116 243V244H117ZM224 243V244H223ZM226 243H228V244H226ZM50 244V245H49ZM66 244V245H65ZM70 244V245H69ZM97 244V243H96ZM137 244H140V245H137ZM208 244H209V246H208ZM221 244V245H220ZM225 244H226V246H225ZM237 244V245H236ZM72 245V246H71ZM74 245V246H73ZM78 245V246H77ZM81 245H83V246H81ZM89 245H90V243H89ZM123 245V246H122ZM127 245V246H126ZM224 246V248H223V246ZM15 246H17L16 248H15ZM40 246V247H39ZM46 246V247H45ZM58 246V248L59 249H61V250H59L58 248H56ZM63 246V247H62ZM65 246V247H64ZM85 246V247H84ZM218 246V247H217ZM6 247V248H5ZM25 247V248H26ZM35 247V248H34ZM71 247V248H70ZM76 247V248H75ZM100 247V248H99ZM232 247H235V248H232ZM5 248V249H4ZM24 248V249H25ZM28 248V247H27ZM44 248V249H43ZM47 248V249H46ZM83 248V249H82ZM96 248V249H95ZM101 249V250H99V249ZM6 249H8V250H6ZM16 249H17V253L15 252L16 251ZM63 249H65V250H68V251H66L65 253L64 252H62V251H65V250H63ZM85 249V250H84ZM95 249V252L94 251H92V250H94ZM141 249V250H140ZM209 249H211V250H209ZM231 249H234V250H236V251H234V250H232L231 251ZM245 249V250H244ZM4 250V252H2ZM6 250V251H5ZM15 250V251H14ZM32 250H33V252H32ZM39 250V251H38ZM73 250V251H72ZM84 250V251H83ZM97 250V251H96ZM243 250V251H242ZM19 251V252H18ZM71 251V252H70ZM99 251V252H98ZM210 251V252H209ZM214 251V252H213ZM218 251V252H217ZM237 251H239V252H237ZM248 251V252H247ZM22 252V253H21ZM40 252H42V253H40ZM27 254V255H29V256H26L25 255V257H28V260H26L27 258H24L23 257V255L24 254ZM29 253V254H28ZM59 253H64V254H59ZM69 253V254H68ZM71 253H73V254H71ZM90 253V254H89ZM93 253V254H92ZM216 253H218V255H215ZM16 254V255H15ZM18 254V255H17ZM23 254V255H22ZM37 254V255H36ZM49 254V255H48ZM51 254V255H50ZM240 255V257L237 259V256L236 255ZM256 254V255H255ZM11 255H12V258H11ZM38 255H39V257H38ZM43 255V256H42ZM80 257H79V256ZM233 255V256H232ZM241 255H243V256H241ZM10 256V257H9ZM16 256V257H15ZM31 256H33V257H31ZM256 256V257H255ZM5 257V258H4ZM18 257V258H17ZM22 257V258H21ZM38 258V260H37V258ZM73 257V258H72ZM77 257V258H76ZM227 257V258H226ZM4 259V261H3V259ZM31 258H33V259H31ZM44 258V259H43ZM82 258V259H81ZM150 257L149 256H147L145 259H147V260H144L145 262V264H152L153 263V261H152V259L150 260L149 259ZM230 258H232V259H230ZM234 258V259H233ZM9 259H11V260H9ZM25 259V260H24ZM76 259V260H75ZM79 259V260H78ZM81 259V260H80ZM218 259H222V256L220 257V258H218ZM228 259V260H227ZM239 259L241 260V261H239ZM24 260V261H23ZM48 260V261H47ZM1 261H2V263H1ZM29 261V262H28ZM71 261V262H70ZM150 261V262H149ZM20 262V263H19ZM45 262H47V263H45ZM80 262V263H81ZM96 262V261H95ZM223 262V263H224ZM97 263H99V262H97ZM233 263H231V264H233ZM242 264H243V261L241 262ZM240 263V264H241ZM245 263V262H244ZM74 264H76V263H74Z\"/></svg>","mask_w":264,"mask_h":264}]
</instances>
